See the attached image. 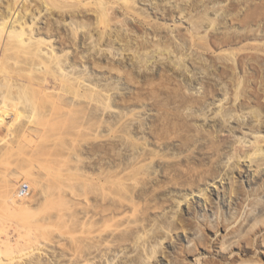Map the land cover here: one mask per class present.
<instances>
[{
    "label": "rangeland",
    "instance_id": "1",
    "mask_svg": "<svg viewBox=\"0 0 264 264\" xmlns=\"http://www.w3.org/2000/svg\"><path fill=\"white\" fill-rule=\"evenodd\" d=\"M85 1L0 39V223L42 246L0 264H264V0Z\"/></svg>",
    "mask_w": 264,
    "mask_h": 264
},
{
    "label": "bare ground",
    "instance_id": "2",
    "mask_svg": "<svg viewBox=\"0 0 264 264\" xmlns=\"http://www.w3.org/2000/svg\"><path fill=\"white\" fill-rule=\"evenodd\" d=\"M30 1H35V0H10L7 4H6V13L5 14H3V13H0V39L1 38H5V36L7 35V36H10V38L12 39V37H15V36H18L19 34H18V31H21V29H22V31L24 32H26V31H29V33L27 34L28 36L27 37H25L26 36V34H25V36L24 35H22V34H20L19 36H23V38L25 39V40H23V38H21L22 40H21V42H33V40L34 39H37V37H36V35L34 34L33 35V32H34V30L33 29H35L34 27V24L36 23V18H37V16H38V12H40L41 13V11L45 8V10H51V11H59V12H61V14L62 13H64V14H66V15H73V16H75V18H76V16H78V15H82V16H84V17H87L89 20L93 17V15L94 14H91V13H88V12H90L91 11V8H89L87 5H86V3H89L90 1H92V0H86L85 2H83V4L82 5H84V7H88V8H84V9H76V6H79L80 4H81V2H82V0H36V1H38V4H42L43 5V7L44 8H42V9H40L41 8V6H39V9H37L38 8V6H36L35 8H33L32 6H34V5H36L34 2L32 3V2H30ZM84 1V0H83ZM102 1L103 0H94L93 2L94 3H96V4H101L102 3ZM123 1V0H122ZM21 2H22V4H21ZM40 2V3H39ZM124 2L125 3H127V5L130 3V2H134L133 0H124ZM135 3V2H134ZM95 4V5H96ZM135 4H137V3H135ZM92 5H93V3H92ZM158 5V4H157ZM208 5V4H207ZM206 6V5H205ZM19 7H21V8H19ZM80 7V6H79ZM120 7V6H119ZM81 8V7H80ZM181 8V7H180ZM21 9V10H20ZM40 10V11H39ZM128 10V9H127ZM181 11H182V13H184L183 12V10H182V8L180 9ZM111 11V10H110ZM117 11V10H116ZM181 11H180V13H181ZM96 13L95 15H96V22L98 23V24H102V22H105V20H106V17L108 16H106V11H104L101 7L100 8H98V10H95V8L94 9H92V13ZM114 12V11H113ZM51 13V12H50ZM181 13V14H182ZM59 14V13H58ZM206 14V13H205ZM28 15L30 16L31 15V18L29 19L28 18ZM63 15V14H62ZM65 16V15H64ZM72 16V17H73ZM46 20V19H45ZM92 20H93V18H92ZM214 20V19H213ZM95 22V23H96ZM101 22V23H100ZM59 23V22H58ZM81 23V22H80ZM79 23V24H80ZM83 23V22H82ZM192 23V22H191ZM196 23V22H195ZM75 24V23H74ZM89 24H91V23H89ZM194 24V23H193ZM198 25V24H197ZM202 25V24H201ZM200 24L198 25V27H200L201 26ZM108 27H109V24H108ZM197 29V28H196ZM3 32H5L4 34H3ZM22 32V33H23ZM24 32V33H25ZM17 34V35H16ZM155 35V34H154ZM75 36V35H74ZM77 36V35H76ZM157 36V35H156ZM140 37V36H139ZM148 37V36H147ZM16 39L18 38H20V37H15ZM14 38V39H15ZM142 38V37H141ZM155 38V37H154ZM158 38V37H157ZM122 39V38H121ZM169 39V38H168ZM2 40V39H1ZM18 41V40H17ZM1 43H2V41H0ZM160 42V41H159ZM159 42H158V44H159ZM0 43V44H1ZM98 43V42H97ZM172 43V42H171ZM170 43V44H171ZM156 44H157V42H154V45L156 46ZM169 44V45H170ZM153 45V46H154ZM169 45L168 46H161V47H164V48H162V50H164L165 48L168 50V52L170 53V49H168L169 48ZM141 46V45H140ZM3 47V46H2ZM1 47V48H2ZM132 47V46H131ZM158 47H160V46H158L157 45V47L155 48V49H157L158 50ZM160 47V48H161ZM168 47V48H167ZM142 48V47H141ZM4 49V48H3ZM50 49V48H49ZM53 49V47L50 49L51 50V52H53L54 50H52ZM165 49V50H166ZM172 49V48H171ZM137 50H138V48H137ZM136 50V51H137ZM165 50H164V52H165ZM138 52H139V50H138ZM55 53V52H54ZM141 53V52H140ZM148 53V52H147ZM57 54V53H56ZM181 54V53H180ZM174 56H176V55H174ZM186 57V56H185ZM172 60V59H171ZM179 62V61H178ZM182 62V61H181ZM175 65V64H174ZM112 68H113V66H112ZM63 71H64V69H62ZM64 73V72H63ZM3 74V73H2ZM2 74H1V72H0V76H2ZM4 75V74H3ZM5 76H7V75H5ZM3 78V77H2ZM2 80V79H1ZM44 80H46L47 81V78L46 79H44ZM43 80V81H44ZM49 81V80H48ZM79 81V80H78ZM51 82V81H50ZM49 82V83H50ZM80 82V81H79ZM9 83V82H8ZM42 83V82H41ZM44 83V82H43ZM52 83V82H51ZM55 84H57L56 82H54ZM78 83V82H77ZM46 84V83H45ZM48 84V83H47ZM55 84H53L54 86H52V85H48L49 86V88H54L55 89ZM1 85V84H0ZM40 85V84H39ZM57 86V85H56ZM60 87V86H59ZM59 87H57V89L59 90L60 88ZM45 88V87H44ZM48 88V87H47ZM54 89L52 90V91H54ZM91 89H92V87H91ZM94 89V88H93ZM47 89L45 88V91H46ZM49 90V89H48ZM58 90L56 91V92H58ZM62 90V89H61ZM40 91V90H39ZM51 91V92H52ZM93 91V90H92ZM97 91V90H96ZM49 92H50V90H49ZM61 93V92H60ZM63 94H64V92H63ZM48 94L46 93L45 94V96H47ZM59 95V94H58ZM20 110H21V108H20ZM23 112V111H22ZM21 111H19V106H18V104H9L6 100H4V99H2V101H0V131H2V130H5V131H8V133L11 131V133H14V129H15V123L17 122L16 121V118L19 116V115H22L21 113H22ZM33 112V111H32ZM24 115H25V117H26V113H24ZM30 115H33V113H31ZM28 116V115H27ZM24 117V118H25ZM33 117H34V115H33ZM32 116H31V118H33ZM27 118H29V117H27ZM32 121V120H31ZM19 122V121H18ZM28 123H30V122H28ZM32 124V123H31ZM13 131V132H12ZM1 133V132H0ZM6 133V132H5ZM24 135L26 134V135H28L30 132L28 131V128L26 129L25 128V130H23V132H22ZM2 134L3 133H1V135L0 136H2ZM22 134V135H23ZM9 135V134H8ZM23 135V136H24ZM26 137V136H25ZM258 138H257V142H256V145H255V148H254V154H253V156L255 155H263V152H264V150H263V147H262V145H261V143H260V141H262V139H264V136H262V135H258L257 136ZM1 138V137H0ZM3 138V137H2ZM1 138V139H2ZM8 138H10V137H8ZM252 156V155H251ZM252 156V159H255V157H253ZM23 177H24V175H22ZM19 178H20V176H18L17 178H15L14 179V181L16 180V181H19ZM26 179V178H25ZM9 180V179H8ZM7 181V180H6ZM7 183V182H6ZM22 184V183H21ZM20 184V185H21ZM19 185V186H20ZM16 189V187L14 188V186L13 185H11V184H6L5 186H4V200L6 201V203L7 204H9L11 207V209L13 210V212L14 211H16V212H23V211H29V208H30V203L28 202L29 201V198L28 199H25L26 197H28V196H30V194H31V188H29V193H28V195L27 196H20L19 195V190L17 189V190H15ZM21 197V198H24V199H20L19 197ZM10 209V210H11ZM9 210V211H10ZM8 211V210H7ZM8 211V212H9ZM11 212V211H10ZM15 213V212H14ZM3 219V218H2ZM3 221V220H2ZM7 220H5L4 222H6ZM8 223V222H7ZM132 223V222H131ZM1 224V223H0ZM12 225H15V224H13V223H11ZM26 225H29V223L27 224V223H25ZM11 225V226H12ZM7 227H9L7 224H1L0 225V234H1V236H2V239H0V261L1 260H3V259H7V257H8V259H12L13 257H21V256H24V255H35L34 257H36V261L35 262H39L38 260H39V250H41V248H42V246H41V244L39 243V240H38V243L37 242H35V237L33 238L34 240L31 242V243H28L27 241H24V243L23 242H21V241H19L20 243H17L16 245H15V243H13L12 242V239H11V236H10V234H12V233H10V232H7L6 231V229H7ZM13 227V226H12ZM20 227L21 228H24V225H23V223L22 224H18V225H16L15 226V230L17 229L18 230V232L20 231ZM164 227V226H163ZM14 228V227H13ZM22 231H24V229L23 230H21V232L19 233L20 235H24L25 233L24 232H26V230L23 232V234H21L22 233ZM227 234V233H226ZM19 235V237H21ZM25 236V235H24ZM23 236V237H24ZM26 237V236H25ZM24 237V238H25ZM21 239H23L22 237H21ZM28 239V238H27ZM19 240V239H18ZM248 241V240H247ZM144 242V241H143ZM150 242V241H149ZM26 243H28V244H26ZM248 243V242H247ZM23 244H26L25 245V247H24V245ZM21 245H23V246H21ZM216 244L213 242L212 243V247H214ZM41 246V247H40ZM218 251H220V253L219 254H221V249L220 250H217V248H216V253L218 252ZM37 252V253H36ZM39 252V253H38ZM233 253V251H231V254ZM218 254V255H219ZM4 256H5V258H4ZM142 256V255H141ZM135 257V256H134ZM141 259H143V258H141ZM177 259H179V258H177ZM33 260H35V259H33ZM144 260V259H143ZM204 260V259H203ZM247 261V260H246ZM233 262V261H232ZM202 263L203 264H215L214 262H212L211 260L210 261H202ZM220 263V262H219ZM227 263V262H226ZM231 263V262H230ZM240 263V262H239ZM30 264H32V262L30 263ZM35 264H37V263H35ZM218 264V263H217ZM221 264V263H220Z\"/></svg>",
    "mask_w": 264,
    "mask_h": 264
},
{
    "label": "built area",
    "instance_id": "3",
    "mask_svg": "<svg viewBox=\"0 0 264 264\" xmlns=\"http://www.w3.org/2000/svg\"><path fill=\"white\" fill-rule=\"evenodd\" d=\"M20 196H27L29 193V185L27 182H22V184L18 187Z\"/></svg>",
    "mask_w": 264,
    "mask_h": 264
}]
</instances>
